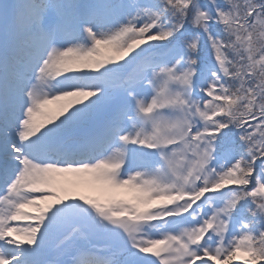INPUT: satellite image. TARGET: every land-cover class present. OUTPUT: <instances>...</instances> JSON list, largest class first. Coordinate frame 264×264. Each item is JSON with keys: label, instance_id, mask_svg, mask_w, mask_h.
<instances>
[{"label": "snow or ice", "instance_id": "obj_1", "mask_svg": "<svg viewBox=\"0 0 264 264\" xmlns=\"http://www.w3.org/2000/svg\"><path fill=\"white\" fill-rule=\"evenodd\" d=\"M0 264H264V0H0Z\"/></svg>", "mask_w": 264, "mask_h": 264}, {"label": "rangeland", "instance_id": "obj_2", "mask_svg": "<svg viewBox=\"0 0 264 264\" xmlns=\"http://www.w3.org/2000/svg\"><path fill=\"white\" fill-rule=\"evenodd\" d=\"M47 108L48 109H53V108H55V105H49V106H47ZM37 119H40V117H38ZM66 176H67L68 180L73 181L75 183V185H76L75 188H73V185H71V184L66 185L72 191L73 194H75V195H87V196H90V197H96L101 202L104 201L105 195L103 193L95 191L94 189H92L91 187L87 186L86 184H84L82 182L83 179H87L86 177L81 178L79 176H74L72 174H66ZM120 194L123 195V196H130L131 195V193H127L124 190H120ZM50 202L51 201L42 202V206L44 204L50 203ZM25 211L34 212L35 210L34 209H25Z\"/></svg>", "mask_w": 264, "mask_h": 264}]
</instances>
